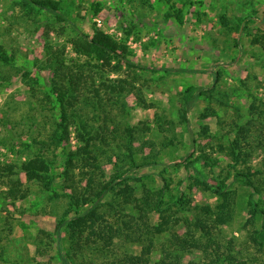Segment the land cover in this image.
Masks as SVG:
<instances>
[{
  "label": "rangeland",
  "instance_id": "rangeland-1",
  "mask_svg": "<svg viewBox=\"0 0 264 264\" xmlns=\"http://www.w3.org/2000/svg\"><path fill=\"white\" fill-rule=\"evenodd\" d=\"M19 1L0 0V43L17 66L11 71L9 82L0 79V166H19L40 154L38 141L44 140L45 129L37 120L28 122L27 111L37 104L47 109L54 105L45 97L52 70L42 63L47 47L62 51L66 68L85 74L84 92L90 99L94 100L93 85L99 88L109 79L126 78L135 80L147 104L141 106L129 92L123 96L127 102L124 110L107 105L112 116L119 115L118 132L124 138L118 140V154L124 164L115 166L119 160L114 155L115 149L113 152L105 147L96 169L99 183L118 169L128 167L130 152L136 162L157 155L156 163L127 172V188L133 190V197H139L145 189L166 184L164 200L169 203L170 212L192 219L202 206H214L218 198L212 191L193 185L190 176H197L213 188L223 181L234 192L236 204L232 220L219 228L222 237L231 241L232 252L240 261L228 264H264V243L252 240L255 229L264 233V115L253 113L250 108L261 107L260 101L264 99V50L251 42V35L264 28L261 20L264 0H48L51 5H57L63 18L53 11L28 10ZM177 10L181 11L182 22L175 16ZM256 10L259 12L255 14ZM245 14L255 17L247 23L252 34L242 26L238 31L229 29ZM222 15L227 17L226 25L222 24ZM96 30L126 42L127 56L102 63L76 53L70 39L78 37L79 32L93 35ZM127 59L134 66L129 67ZM31 86L39 91L33 94ZM187 90L193 96L185 122L180 109L184 107ZM100 95L107 97L103 88ZM46 112L53 113L50 118L57 117L58 109L54 107L52 112ZM95 117L89 110L90 123L101 125L103 121ZM26 123L31 125L33 135L42 133H37L36 143ZM106 126L111 129L113 124ZM132 126L129 136L125 128ZM78 128L79 125L71 123L69 137L44 152L51 161L52 191L47 192L41 185L43 182L40 184L39 172L17 167V176L27 194L12 201L3 195L8 184L4 177L0 178V264H62L59 249L66 255L67 233L64 227L57 233L55 229L66 213L69 195H81L86 186H90L87 192L90 194L91 187L94 191L99 187L98 182L82 177L80 172L89 170L91 165L80 159L73 162L74 176L67 178L75 188L63 182L68 152L78 151L82 145L77 140ZM241 129L246 139L242 141L241 155L234 160L220 145L231 142ZM243 175L254 183L256 192L244 183ZM118 188L119 185L108 194L100 210L107 211L108 202L121 198L115 193ZM178 189L187 193V212H178L177 209L183 208L171 202ZM53 192L59 195L50 198ZM257 203L263 214L253 216L251 208ZM89 205L84 204L81 209ZM130 207L133 209L132 203ZM73 215L72 210L69 216ZM108 218L115 224V218L110 215ZM176 229L183 231L180 226ZM216 234L217 230L213 235ZM168 236L166 233L156 238L157 249L168 242ZM259 236L260 241L264 240V235ZM95 240L93 236L87 239L92 246ZM112 244L117 255L123 250L138 253L141 249L135 239L126 240L123 234L115 235ZM239 250L243 256L238 254ZM70 252L68 264H108L111 258L107 251L106 254L95 252L91 246ZM201 255L200 248L191 247L183 253V261L199 259Z\"/></svg>",
  "mask_w": 264,
  "mask_h": 264
},
{
  "label": "trees",
  "instance_id": "trees-1",
  "mask_svg": "<svg viewBox=\"0 0 264 264\" xmlns=\"http://www.w3.org/2000/svg\"><path fill=\"white\" fill-rule=\"evenodd\" d=\"M19 2L21 6L29 8L28 10L33 11L37 8L53 11L56 15L63 18V15L57 11V5H51L48 0H20ZM258 12L256 10L254 13ZM175 16L178 21L182 22L180 10L175 12ZM237 19V23H234L229 29L238 31L240 26L244 30L248 29L247 23L251 22L255 17L245 14ZM221 20L222 24L226 25L227 17L225 15H222ZM244 20L247 21L244 22ZM261 20L264 21L263 15ZM261 30L260 33L252 34L250 29H248L247 33L252 34V44H259L264 50V28ZM70 41L76 53L92 57L102 63H107L112 58L120 57L123 59L128 54L126 42L115 40L111 35L100 30H96L93 35L79 32L78 37H72ZM62 53V51L51 50L50 47H47L46 58L42 63L52 70V76L48 79L49 90L45 97L49 102H53L54 105L50 106L48 103L47 109L37 104V106L33 105L30 107V109L35 110L34 112L33 110L27 111L29 116L26 120L28 122L37 120L41 128L45 129L44 140L38 141L41 146L40 154L23 161L19 166H0V178L4 177L8 184V188L3 192V195L11 198L12 201L27 194V190H23L24 183L17 176V167L26 172H39L40 184L43 182L41 185L47 192L52 191L51 161L44 152H49L51 150L49 149L50 146H59L69 137V125L71 123L79 125L77 140L82 142V145L78 148V151L68 152L62 176L63 182L65 186H73L67 178L74 176L72 172L73 162L80 159L84 164L91 165L89 170H85L84 173L80 172L82 177L93 183H99L100 180L95 178L97 176L96 169L99 166V159L105 154V147L112 148L113 152L115 149L114 155L119 159L114 163L115 166L124 164L118 154L120 149L118 140L124 138L118 132L121 127L119 115L116 113L112 116L107 105L124 110L127 102L123 96L130 92L139 100L141 106H147L142 97L141 88L136 85L135 80L126 78L109 79L108 83L103 84L99 88L93 85L94 100L90 99L92 97H89L84 92V89L87 88L85 74L81 70L66 68ZM12 59V55L8 54L3 44L0 43V79L2 81L9 82L12 77L11 71L17 68ZM126 64L129 67L133 65L128 59ZM102 88L103 94L107 96L105 99L100 95ZM31 91L35 94L39 90L31 86ZM188 91L184 94V107L180 109V117L185 122H187L188 105L193 96L188 95ZM79 103L82 104L80 107L78 106ZM260 106L251 105V111L253 113L255 111L259 112L261 116L264 115V99L260 101ZM54 107L58 109L57 117L53 116L50 118L53 113L48 115L45 110L52 112ZM89 110L93 112V116H96L97 120L103 121L101 125L100 123L97 125L90 123L88 118ZM107 123L113 124V127L111 129L107 128ZM27 125L28 129L32 130L31 125ZM132 130L133 126L125 128V132L129 136H132ZM241 132L242 129L238 131V136L235 135L232 138L231 142L220 145L221 150H226L227 154L234 160L241 155L243 150L241 147L242 141L246 139ZM37 133L39 135L42 134L40 131ZM37 133L33 135L32 130L34 143L37 142ZM98 141H102L103 144L101 142L98 143ZM112 141L115 143H112ZM155 156L157 155H153L150 160L136 162L133 159L132 152H130L127 157L130 158L129 162L131 164L121 171L118 169L116 172L110 173V178L99 183V187H96L95 191L91 187V192L88 194L90 186H86L81 195H72V193L69 195L70 199L67 201L66 213L60 217L55 229L57 233L58 229L60 230V228L64 227L67 233L65 237V241L68 244L66 255H64L62 249H59V257L62 264H68V259L71 256V252L69 254L68 251H74V248L78 249L84 246H91L95 252L99 253L105 251L106 254L107 251V255L109 258L111 257L108 264H228L235 261L240 262L232 252L234 247L231 241L222 237V229L219 228L220 225H225L232 220L234 204H236L234 192L223 181L213 188L206 181H201L197 176H190L194 180L193 185L199 186L204 191H212L218 198L214 206L208 204L202 206L200 213L194 214L192 219L186 216L181 217L174 211L170 212L169 203L164 200L166 184L154 189H145L142 195L133 197V190L128 189L126 186V181L129 178L127 172L134 170L133 168L138 169L156 163ZM198 159L199 157L196 158V160ZM238 175L241 174L238 173ZM243 181L247 186L253 188L255 192L258 190L253 187L254 183L247 176L244 177ZM118 185V191L115 193L121 198L108 202L107 211L100 210L106 204L104 200L108 194L114 192ZM193 185L188 186L187 189H191ZM72 190L74 191V189ZM184 191V189H178V193L172 196L173 200L171 199L175 207L183 208L177 209L178 212H187L189 210L186 209L189 199L186 198L187 193ZM58 195V193L53 192L50 198ZM131 203L133 204V209L130 207ZM84 204L90 205L83 210L81 206ZM258 206V203L252 206L251 213L253 216L263 214V210L258 209ZM72 210L74 215L69 216V212ZM109 215L115 218V224L108 218ZM177 226L183 228L182 233L176 229ZM216 230L217 234L215 236L213 234ZM166 233L169 234L168 242L163 243L160 249H157L156 238ZM122 234L126 237V240L135 239V242L140 244L141 249L138 253L123 250L117 255L115 249L112 248V239L115 235ZM259 235H264V233L255 229L252 233V240L258 244H263L264 240L260 241ZM90 236L96 238L93 246L87 241ZM224 241L226 244H224ZM191 247L200 248L202 255L199 259H190L184 262L183 253ZM223 247H225V250H223ZM154 251H156V254L153 253ZM242 252L239 250L238 254L243 256ZM72 254V256L76 257L74 253ZM241 260L244 261L243 259ZM70 264L73 263L71 262Z\"/></svg>",
  "mask_w": 264,
  "mask_h": 264
}]
</instances>
